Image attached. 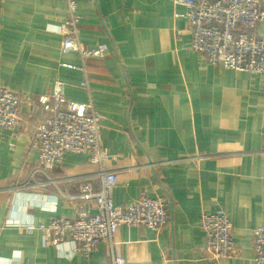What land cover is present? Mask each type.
I'll list each match as a JSON object with an SVG mask.
<instances>
[{
  "label": "crops",
  "instance_id": "0c3cea01",
  "mask_svg": "<svg viewBox=\"0 0 264 264\" xmlns=\"http://www.w3.org/2000/svg\"><path fill=\"white\" fill-rule=\"evenodd\" d=\"M66 6V0H0V85L31 98L21 126L0 130V264L111 261L104 241L85 256L71 253L70 243L55 246L39 232L9 224L74 217L91 205L76 197L79 184L101 186L86 153L67 152L48 175L40 171L31 139L55 113L56 81L65 84L66 102L92 100L102 116V145L120 179L114 203L128 206L143 191L166 198L170 221L160 231L119 229L115 251L126 264H257L253 230L264 225V75L209 64L191 48L188 20L175 16L186 8L175 9L173 0H79L80 40L108 46L104 56L85 62L89 92L81 86L83 60L62 50ZM258 32L264 38V24ZM220 208L234 225L237 255L215 260L204 253L201 215Z\"/></svg>",
  "mask_w": 264,
  "mask_h": 264
},
{
  "label": "built area",
  "instance_id": "2783aa9c",
  "mask_svg": "<svg viewBox=\"0 0 264 264\" xmlns=\"http://www.w3.org/2000/svg\"><path fill=\"white\" fill-rule=\"evenodd\" d=\"M176 17L188 20L191 48L203 54L211 65H222L235 71L248 72L251 76L264 75V38L258 27L264 24V0H173ZM67 16L59 26L64 53L76 52L83 64L79 67L85 74L81 86L91 92L86 60L102 57L108 52L107 44L87 47L80 40L83 16L79 0H66ZM70 67H75L70 65ZM65 84L56 81L51 99L55 113L40 122L31 139L42 164L40 171L48 175L54 166L63 161L67 152L86 153L91 163L98 167L100 188L83 181L78 195L89 207L74 217L54 216L47 223L11 220L9 224L28 232H39L43 240L55 246L71 244V253L89 256L100 241L108 244L111 261L107 264H126V259L116 253L115 236L122 226L142 225L160 231L170 221L166 198L150 197L146 191L128 206L116 205L113 192L119 184L118 171L109 167V154L102 145V116L92 100L86 103L65 101ZM31 105V98L0 85V130L21 126L22 107ZM70 181V180H69ZM155 184V190L160 188ZM71 197V196H67ZM201 226L205 230L206 256L215 260L237 255L235 228L225 210L204 212ZM254 260L264 264V225L253 230Z\"/></svg>",
  "mask_w": 264,
  "mask_h": 264
}]
</instances>
